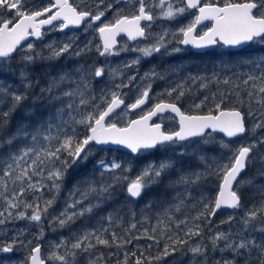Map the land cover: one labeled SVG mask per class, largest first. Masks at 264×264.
<instances>
[{"label": "snow or ice", "instance_id": "obj_1", "mask_svg": "<svg viewBox=\"0 0 264 264\" xmlns=\"http://www.w3.org/2000/svg\"><path fill=\"white\" fill-rule=\"evenodd\" d=\"M101 5L104 6L102 10ZM114 6L113 19L105 23L102 18ZM96 8L93 13L89 7L78 8L69 0H48L47 6L32 3L31 0H27V5L23 0H0V72L16 76L19 80L18 84L0 81V149L9 148L7 155L0 157V230L10 222H28L12 243L0 245V253L14 251L17 243L21 247H31V240L24 244L20 237L36 228L39 234L35 239L39 241L44 236L45 221L50 226L55 224L65 228L78 218L93 214L112 200L115 189L121 188L126 191L125 205L113 208L107 216L101 217L108 227L102 225L74 233L72 238H62L53 245L54 250L47 258L41 255V244L36 243L24 261V264H46L47 260L78 264L79 257L86 256V264H106L103 253H95L97 245L121 248L131 243V239H123L115 231L110 232V239L107 238L110 228L121 226L124 219L122 213L127 205L138 202L153 186L163 184L176 165H182L184 157L192 155L204 162L206 167L191 171L181 167L177 179L168 180L166 188L179 189L173 197L175 203L168 204L157 214V223L151 228V233L159 230L160 237H166L167 242L162 252L147 259L150 262L160 261L179 252L191 254L189 264H209L211 253L219 252L220 259L214 264H257V261L264 264V239L257 242L252 235L253 232L264 233V184H256V177L241 179L242 173L255 164L261 165L257 176L264 177V151L260 150V146L264 145V135L242 143L238 148L230 147L233 138L245 134L255 137L258 130L264 129V57L238 65H223L219 70L213 69L210 76L188 77L193 84L200 81L201 89L207 87L204 81L221 83V76L225 85L239 88L242 84L246 96L242 92H235V95L242 106L247 102L246 113L241 108H222L229 95L233 94V89H229L228 94L221 92L219 99L216 93H212L211 98L205 95L199 102L193 101L192 108L198 110L211 99L214 109H209L206 114H188L181 110L178 103L186 95L195 94L183 83H178L165 90L169 97L175 95L174 100H161L138 119L118 126L121 113L127 115L142 109L150 98L152 88V84L148 83L138 92L134 102L126 103L123 89L132 86L138 75H129V70L138 66L142 59L155 54L171 55L183 50L174 45H191L196 49L213 45H264V0H223L222 6L212 0L206 3L202 0H96ZM194 9L198 10L194 19L180 25V18L190 15ZM206 20L212 21V26L202 34H196L197 26ZM54 21L60 22V31L83 27L85 34L97 33L99 43H96L95 36L83 45L76 44L75 38L62 45L50 43L46 46L48 56L43 55L42 50L36 51L32 43H22L30 37L43 39L44 27H56ZM157 21L176 23L160 24V31L153 32L152 27ZM120 34L126 35L128 41L148 42L143 47L131 49L139 55L121 65L112 66L107 58L128 50L127 45L118 47L117 37ZM93 50L105 58L103 66L85 63L56 75L48 74L46 85L39 87L40 96L47 97L50 106L57 103L60 106L54 112L50 111L34 129L29 130L26 123H21L14 133H7L13 114L22 108L32 90L39 86L38 81L33 83L32 80L30 69L33 64L59 59L64 54L87 56ZM17 52L20 58L14 68L10 61ZM105 74L109 79L97 90L93 81L99 82ZM232 77L239 83H234ZM156 79H164V76L155 68L140 76L141 82ZM254 104L259 107H253ZM166 111L178 117V129L164 130L162 122L150 123L154 116ZM23 115L30 116L32 113L24 111ZM249 119L253 121L251 128L246 126ZM216 133L228 138L227 141L220 139L219 145L231 154L220 159L213 158L208 163L203 146L215 142ZM18 140L24 142L23 146L18 151H12L11 146ZM112 146H122L132 154L160 149L170 155L159 164L149 163L130 181L123 174L129 168L122 163L115 159L107 161L106 157L98 159L93 172L99 175L78 181L68 192L65 206L56 211L54 206L71 171H78L80 166L92 163L97 153L110 151ZM211 178L218 182L215 196L206 195L204 191L199 193L198 198L193 196V190ZM125 183L126 189L122 187ZM245 186L254 189L253 198L259 195L260 203L258 206L253 204L241 218L243 231L234 233L217 229L213 232L209 228L212 235L208 237L207 244L204 243V230L198 222L207 221L210 224L211 218L222 208L241 209V189ZM183 209H190L196 214L190 219L187 213L184 218H179L176 213ZM145 210H151V202L145 205ZM132 215L135 217L134 211ZM234 219L230 215L222 223L231 224ZM136 227L132 223L125 231L130 233ZM133 238H146L156 245L160 243L149 229H144ZM194 238L200 239L189 243ZM253 251L257 252L256 257H253ZM225 252H231L232 258L226 259ZM112 255L114 253H109V256ZM142 257L143 252L135 264H143ZM127 260L126 253L124 261H117V264H127Z\"/></svg>", "mask_w": 264, "mask_h": 264}, {"label": "trees", "instance_id": "obj_2", "mask_svg": "<svg viewBox=\"0 0 264 264\" xmlns=\"http://www.w3.org/2000/svg\"><path fill=\"white\" fill-rule=\"evenodd\" d=\"M223 0H219L218 3ZM27 5V0H23ZM32 3L39 4L41 6H46L45 4L48 0H31ZM32 10H36L33 8ZM50 43H56L62 45L63 37L57 30H51L50 33H45L44 38L33 42L36 51H43V55L48 56L49 50L47 45ZM181 52L172 53L171 55H153L152 57L145 58L141 60V63L135 68L129 70L128 74H137V79L129 88L123 89V92L126 94V103H132L139 91L147 86L148 83L152 84L150 98L147 101L146 109H149L154 103L163 101L174 100L175 95L169 97L166 94V89L175 87L178 83H183L186 88L191 90V93L186 95L179 103L178 106L181 107L182 111L188 114H206L209 109H214V103L209 99L208 102L201 109H193L192 103L195 100L199 102L200 99H203L205 95H208L211 98L212 93L217 94V99H219V94L224 92L228 94L229 89H233V94L229 95V98L222 105L223 109H232V108H241L245 113L248 111L247 102L245 101L242 106L238 103V98L235 95V92H242L246 96L244 86L241 84L239 88H233L232 84L225 85L222 83L223 76H221V83L217 84L215 82L209 83L204 81L207 84V87L204 89L200 88V81H197L195 84L188 79L189 76H210L213 69L219 70L223 65H238L243 61L255 60L261 57H264V45L262 44H252L245 48L238 50H228L223 47H218L206 53H195L190 49L182 48ZM20 58V53L17 52L13 55L12 60L10 61L11 65L15 68L16 62ZM132 54L131 50L122 51L118 56L108 57L112 66L121 65L129 60H131ZM105 62L104 57L98 56V54L93 50V52L87 56L76 57L75 55L64 54L59 59H51L38 61L31 66L32 80L33 83L39 82V86L34 88L29 94V98L24 101L21 109H18L12 116L9 126L7 127V133L12 134L16 131L17 127L21 123H26L29 126V130L34 129L37 124L43 121L49 114V112H54L56 107L60 105L57 103L54 106L49 105V100L47 97L40 96L39 87L45 86L47 83L48 74L56 75L62 70H71L72 68L88 64L91 65L95 63L96 66H103ZM155 68L156 71L161 73L164 76V79H156L154 81H140V76L146 71ZM228 75H231L230 73ZM108 76L105 74V77L99 82L93 81V87L99 90V88L108 81ZM234 83H239L235 80V77H232ZM0 81L11 82L13 84H18L19 80L16 76L6 75L0 72ZM118 82V81H117ZM126 82V81H125ZM23 91V89H21ZM253 107L258 108L259 105H253ZM6 110V109H4ZM24 111H29L32 113L30 116L23 115ZM140 111L130 112L127 115L121 113V123L118 126H124V124L131 118L139 115ZM163 123L164 130H176L177 123L176 120L171 116H165L160 119ZM253 121L251 119L246 121V126L251 128ZM83 132L84 130L81 129ZM217 139L215 142L210 143L209 145L203 146L204 152L208 157V163H211L212 159H220L222 156L230 155L231 153L227 149H222L219 145V140L224 139L219 134H215ZM264 135V129L257 131L255 137L250 134H245L242 138L231 141L230 147L235 149L238 148L242 143L248 142L253 139L259 138V136ZM227 141V140H226ZM24 142L22 140L16 141L12 146V151H18L19 148L23 146ZM260 150L264 151V145L260 146ZM9 152V148L5 146L0 149V157L6 156ZM191 152V150H189ZM170 153L161 151L160 149L150 150L138 154L137 156H131L128 153L112 149L106 152L97 153L92 160V163L87 164L86 166H80L78 171H71L69 178L65 180L64 190L61 193L60 199L57 204L54 206L56 211L61 210L65 206V200L69 191L72 190L73 186L78 181H83L85 179L91 178L94 175L98 176L99 173L93 172V166L96 160L105 158L107 161L115 159L117 162H120L124 165L125 168H129V171L123 173L127 175L129 181L135 179L140 171L149 163L155 162L159 164L160 161L166 158ZM183 167L184 170H203L206 167V164L200 161L198 158L193 157L192 155H187L184 157L182 165L177 164L176 168L172 171L170 177L165 178L163 184L153 186L148 193L140 199L138 202L127 205L122 221L121 226L113 227L109 229V235L107 238L110 239V232L115 231L119 237L123 239H131V243L123 245L121 248L116 246L105 247L102 245H97L95 248V253H103L104 260L106 264H117V261L123 262L125 259V254H128L127 264H135L136 259L140 257V253H144L142 257L143 264H189V259L191 257L190 253H175L172 256L164 257L160 261L152 260L151 262L147 257H155L160 252L163 251L164 244L167 242L166 237L161 238L159 235V230L157 233H151V228L157 223V214L163 211V208L170 203H175L173 197L176 195V192L179 189H169L166 188L167 182L169 179H177L178 171ZM260 164H255L249 166L244 173L241 175V179L248 177H256V184H264V177L257 176V172L260 169ZM218 182L215 178H211L207 183L201 184L200 188L193 190V196L198 198L199 193L204 191L206 195L212 197L216 194V185ZM126 183L122 186L126 189ZM254 196V189L245 186L241 189V202L243 207L241 209H232V210H222L219 211L214 217L211 218L212 222L209 224L207 221H199L204 230V243L207 244L208 237L212 235V232H209V228L213 232L217 229L224 232L231 230L234 233L243 231V225L241 223V218L244 216L245 212L256 204L257 206L260 203L259 195ZM112 200L105 204L102 208L96 210L93 214L85 217L78 218L74 223L65 228H59L58 225H49L47 221L44 223V236L37 241L35 237L39 234V230L32 228L27 231L25 235L21 236L20 239L23 240L24 244H27L29 240L32 241L31 247H34L36 243L41 244L42 256L47 258L49 254L54 250L53 245L58 243L62 238H72L74 233H80L84 230H92L93 228H99L102 225L108 227L106 222L101 220V217L107 216L113 208H118L125 205L126 201V191L117 188L112 193ZM31 199V197H29ZM151 202V210L146 211L145 205ZM207 202V201H205ZM127 209H131L128 211ZM132 211L135 212V217L132 215ZM194 216L196 213L190 209H183L181 212L176 213L179 218H184V214ZM232 215L235 217L231 224L222 223V221H227L228 217ZM132 223H135L137 227L131 229V232L128 233L125 229H128ZM191 223V220H190ZM28 222L26 220L14 221L3 226V230H0V245H5L12 243L16 239L17 234L24 229ZM55 228V230H53ZM174 228V226H173ZM144 229H149L150 234L155 235L157 239L160 240L159 245L152 240L146 238L134 239L133 237L139 236ZM252 235L255 237L257 242L261 239H264V233L253 232ZM200 238H194L189 241V243H195ZM95 243V241H93ZM148 245H152L151 248ZM31 247H21L19 243L16 244L15 250L10 253H0V264H24L26 258L30 255ZM209 245V249H210ZM135 252L136 255H132ZM109 253H114V255L109 256ZM224 257L226 259L232 258L231 252H225ZM253 257L257 256V252L253 251ZM221 254L219 252L211 253L209 258V264H214V262L220 259ZM46 264H59V262H54L52 260H47ZM78 264H86V256H81L78 259ZM259 264V261H257Z\"/></svg>", "mask_w": 264, "mask_h": 264}, {"label": "flooded vegetation", "instance_id": "obj_3", "mask_svg": "<svg viewBox=\"0 0 264 264\" xmlns=\"http://www.w3.org/2000/svg\"><path fill=\"white\" fill-rule=\"evenodd\" d=\"M218 1L219 0H212V2L216 3L219 6H222L223 1H220L219 3H218ZM69 2L72 3L74 6H77L78 8H81V9H83V8H85L87 6V7H89L93 11V13H95V11L97 10V8H96V0H69ZM202 2H205L206 3V2H208V0H202ZM47 4H48V2L45 5L47 6ZM100 7H101V10H102L104 6L101 5ZM114 11H115V6H114L113 10L107 11L105 13V17L102 18V20L105 23L108 22V21H111L113 19V17H114ZM197 14H198V10H195V9L192 10L190 15H185L184 17L180 18V25H186V24H188L190 21H192L194 19L195 15H197ZM59 23H60L59 21L56 22V23H54V25L56 27L50 26L47 29H45L44 30L45 33H50L51 30H57L61 34V37H63V42H66L70 38H75V43L76 44H79V45H83L84 43L87 42L88 39H92L93 36H95L96 43H99V37H98V34L97 33L89 32L88 34H85L83 27H81V28H74L72 30L62 32L58 28ZM97 23L99 24V22H97ZM160 23L161 24H167V25H173L176 22H174V21H160ZM211 26H212V21H209V22H206V23H202L201 25H199L197 27L196 34H202L203 31H206L207 28H209ZM152 31L153 32H158V31H160V28L158 26H156V25H153ZM39 40H41V39H39ZM39 40H34V41H31L30 43H33V42H36V41H39ZM117 40H118V47L119 48H121V47L123 48V47H125L127 45V47L130 48V50H131L132 48L136 47L137 44H138V42H129L127 40V38H125L124 36H119L117 38ZM140 42H148V41H139V43ZM122 44H125V45L122 46ZM174 46L182 47V45H174ZM218 47H223V48L227 49L225 46H222V45H215L213 48H210V49H207V50L201 51V52H196L192 48H186V49H190V50H192L195 53H206V52L211 51L213 49H216ZM182 48H184V47H182ZM131 54L133 56L135 55V53L132 50H131ZM156 55H161V54H156ZM159 102H156V103H159ZM156 103H154L149 109H146V105H145L142 109L135 110V111H140L141 112L139 115H137L135 117H138L141 114H143L144 112H147ZM165 116H171V117H173L176 120V123H177V119L173 115L168 114V113H166V114H164L162 116H158L156 122L161 123L160 119L162 117H165ZM135 117H133V118H135ZM133 118H131V119H133ZM177 129H178V123H177Z\"/></svg>", "mask_w": 264, "mask_h": 264}, {"label": "water", "instance_id": "obj_4", "mask_svg": "<svg viewBox=\"0 0 264 264\" xmlns=\"http://www.w3.org/2000/svg\"><path fill=\"white\" fill-rule=\"evenodd\" d=\"M219 6V5H218ZM210 20H206V21H203L202 23H206V22H209ZM56 22H58V21H54V23H56ZM213 23V22H212ZM199 26V25H198ZM197 26V27H198ZM48 27H50V26H45L44 27V30L45 29H47ZM71 29H73V27H70V28H67V29H64V31H62V32H65V31H69V30H71ZM119 36H124L125 38H127V36L126 35H124V34H120ZM118 36V37H119ZM117 37V38H118ZM34 40H38V39H36V38H34V37H30V38H28V40L26 41V42H22V43H29V42H31V41H34ZM129 42H133V41H129ZM248 44H250V43H248ZM245 45H247V44H244V45H240V46H236V47H227V46H225L227 49H229V50H235V49H239V48H241V47H243V46H245ZM215 45H213V46H208V47H206V48H202V49H196V48H193L191 45H188V46H184V45H182V47H184V48H192L193 50H195V51H203V50H205V49H209V48H213ZM15 54V53H14ZM13 54V55H14ZM143 107V106H142ZM225 110H229V109H225ZM165 113H170L171 115H173L176 119H177V123H178V117H176L175 116V114L174 113H171V112H168V111H166V112H164V113H162V114H158L157 116H154L153 118H152V120L150 121V123H159V122H155L156 121V119H157V117L158 116H160V115H164ZM139 118V116L138 117H135V118H133V119H131V120H134V119H138ZM217 134H219V135H221V136H223V134L222 133H217ZM226 140H228V138H226V137H224ZM235 139H237V138H233V140H235ZM112 149H117V150H120V151H123V152H126V153H129V154H131V155H133V156H135V155H137V154H132L131 152H130V150H128V149H126V148H123L122 146H112ZM243 174V173H242ZM222 210H231V209H227V208H222L221 210H219V211H222ZM218 211V212H219ZM217 212V213H218ZM41 255H42V252H41Z\"/></svg>", "mask_w": 264, "mask_h": 264}, {"label": "rangeland", "instance_id": "obj_5", "mask_svg": "<svg viewBox=\"0 0 264 264\" xmlns=\"http://www.w3.org/2000/svg\"><path fill=\"white\" fill-rule=\"evenodd\" d=\"M160 24H161L160 21H157L156 24H154V25L158 26V25H160ZM145 43H147V42H140V43L137 44V46H139V47H143ZM123 45H125V44H122V46H123ZM137 46H136V47H137ZM121 48H122V47H121ZM128 49H130V48H128ZM127 51H128V50H127ZM121 52H122V51H121ZM133 52H134V51H133ZM134 53H135V55H134V56L132 55V58H131V59H133L135 56L139 55V53H137V52H134ZM155 55H156V54H155ZM133 102H134V101H133ZM130 120H131V119H130ZM49 255H50V254H49ZM49 255H48V256H49Z\"/></svg>", "mask_w": 264, "mask_h": 264}, {"label": "bare ground", "instance_id": "obj_6", "mask_svg": "<svg viewBox=\"0 0 264 264\" xmlns=\"http://www.w3.org/2000/svg\"><path fill=\"white\" fill-rule=\"evenodd\" d=\"M74 29V28H73ZM72 30V29H71ZM30 43V42H29ZM252 43H250V44H247V45H245V46H243V47H241V48H239V49H242V48H245V47H247V46H249V45H251ZM210 49V48H209ZM205 50H207V49H205ZM205 50H203V51H205ZM229 50V49H228ZM235 50H238V49H235ZM196 52H201V51H196ZM146 105V104H145ZM144 105V106H145ZM143 106V107H144ZM142 107V108H143ZM138 110V109H137ZM182 110V109H181ZM135 111V110H134ZM166 114V113H165ZM168 114H170V113H168ZM160 116H162V115H160ZM158 118V117H157ZM157 120V119H156ZM156 122V121H155ZM223 137V136H222ZM240 138H242V137H240ZM237 139H239V138H237ZM236 140V139H235ZM232 141H234V140H232ZM117 150V149H116ZM120 151V150H119ZM123 152V151H122ZM126 153V152H125ZM129 154V153H128ZM131 155V154H130ZM138 155V154H137ZM137 155H135V156H137ZM131 156H133V155H131ZM244 173V172H243ZM232 210V209H231ZM227 211H229V210H227Z\"/></svg>", "mask_w": 264, "mask_h": 264}]
</instances>
